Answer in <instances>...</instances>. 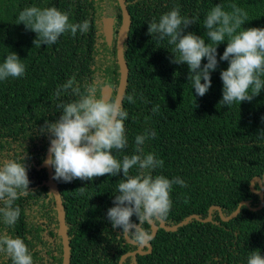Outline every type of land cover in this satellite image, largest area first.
Returning a JSON list of instances; mask_svg holds the SVG:
<instances>
[{"label": "trees", "instance_id": "trees-1", "mask_svg": "<svg viewBox=\"0 0 264 264\" xmlns=\"http://www.w3.org/2000/svg\"><path fill=\"white\" fill-rule=\"evenodd\" d=\"M115 11L110 43L103 27L106 3ZM130 26L124 43L129 76L123 95L127 145L113 151L118 160L135 154V137L146 131L154 133L144 143V152L163 160L153 175L169 179L178 177L184 186L174 184L172 207L167 217L154 221L156 236L152 246H140L134 239L112 228L107 210L114 206L123 173L99 176L93 180H55L64 205L70 243V264H120L122 257L141 249L142 253L126 257L123 264H247L253 250L264 256V88L251 101L219 104L223 83L221 70L228 61L220 60L227 41L217 46L218 65L211 72V87L204 96L195 94L188 81L187 64L172 63L174 45L151 37L148 23L173 8L181 16L194 19L185 33L205 36L204 20L216 5L231 11L235 4L248 13L242 25L264 28V0H125ZM56 6L69 14L71 23L87 20L90 28L75 36L64 33L53 45L36 46V33L17 24L19 13L28 6ZM122 24L119 0H0V63L14 51L26 67L20 78L0 81V159L25 161L30 180L29 191L16 201L21 209L17 223L8 232L24 239L34 264H63L64 243L53 191L46 183L44 166L50 146L47 132L41 133L45 120L55 121L62 114L61 102L77 97L54 93L68 79L75 77L81 85L100 86L110 82L116 99L121 71L117 42ZM207 58L202 60V66ZM264 78V77H262ZM203 82V81H202ZM128 96L135 102L129 103ZM157 110L154 112L153 109ZM54 171V169H53ZM136 174V168L130 175ZM80 187H84L81 190ZM239 213L230 216L242 203ZM196 215L175 230L189 216ZM139 223L135 215L131 218ZM3 227V225H0ZM144 229L152 234L151 224ZM0 264H11L0 258Z\"/></svg>", "mask_w": 264, "mask_h": 264}, {"label": "clouds", "instance_id": "clouds-1", "mask_svg": "<svg viewBox=\"0 0 264 264\" xmlns=\"http://www.w3.org/2000/svg\"><path fill=\"white\" fill-rule=\"evenodd\" d=\"M231 11H226L222 4H216L204 20L205 36L195 32L185 33L194 19L181 16L179 8H173L160 16L158 22L148 23V33L159 40L168 38L174 45L172 63L187 64L188 81L192 82L195 94L204 96L211 87V72L218 65L217 46L227 41V46L220 60L228 61V67L221 70L223 83L222 99L219 104L231 106L251 101L264 88V28H243L248 21V13L233 4ZM23 23L26 30L36 33L33 43L36 46L53 45L62 34L70 32L86 33L89 21L71 23L69 14L56 6L25 7L18 16L17 24ZM207 63L202 66V60ZM26 67L14 51L7 54L0 63V81L20 78ZM203 81V82H202ZM70 94L77 99L61 102L57 108L62 114L57 120H45L41 133L50 137L49 153L46 165L54 169L53 179L71 182L73 179L93 180L99 176H117L123 173L114 206L107 210V218L112 228H120L122 235L134 239L140 246H146L152 235L143 227L157 220H164L171 207L170 193L174 184L184 186L178 177L172 179L164 175H153L158 167H163V160L153 153L144 152L146 139L154 133L145 132L135 137V154L125 155L118 160L113 151L123 150L127 145L125 121L129 114L119 98L112 99L100 93V86L86 83L81 86L72 77L54 93L59 98L61 93ZM129 103L134 97L128 96ZM157 109L154 108L155 112ZM26 154L21 159H0V258L11 264H34L33 255L24 239L12 236V228L21 215L16 201L29 191V176L26 166ZM136 168V174L130 170ZM83 190L84 187H80ZM135 215L139 223L131 218ZM247 264H264L260 250H253Z\"/></svg>", "mask_w": 264, "mask_h": 264}, {"label": "water", "instance_id": "water-1", "mask_svg": "<svg viewBox=\"0 0 264 264\" xmlns=\"http://www.w3.org/2000/svg\"><path fill=\"white\" fill-rule=\"evenodd\" d=\"M119 3H120V6L122 8V24H121V27L119 30V36H118V42H117V58H118V62L120 65L121 77H120V83H119L116 98H119L121 101H123V95H124V92L126 89L128 76H129L128 66H127V62L125 60V55H124V43H125V39H126L127 34H128L129 26H130V13H129V10H128V7L126 5L125 0H119ZM114 18H115V11L113 10L112 6L107 2L105 15H104L102 21H103L104 30H105L106 35H107V39L110 43L112 42V36H113V20H114ZM113 91H114L113 85L110 82H108L102 88V95L111 98ZM49 155H50V153L48 151L47 157ZM47 157H46V159H47ZM44 166L47 167V169H48V181L46 183L49 185V187L53 191L54 196H55V200H56V207H57L58 218H59V222H60V234L63 237V243H64L63 264H70V243H69V237H68V232H67V226H66V222H65L64 205H63L62 200H61L59 188L56 185L55 180L53 179V175H54L53 168L49 165H46L45 162H44ZM256 181H258L260 184H262L264 181V176H263V178H260V177L254 178L252 180V183H251L252 188H253V185ZM262 187L264 189V185ZM260 194H261V198H262L261 205L259 207L255 208V210L261 209L264 206V194L262 192ZM243 204H247V203L242 202L238 206V208L228 217H225L223 215V212H222L220 207L213 206L210 208L209 217L206 219V221L211 220L213 208L219 209L221 217L224 220H230L239 213ZM192 218H198L199 219L198 216L191 215L186 220H183L182 222H180L178 225L168 227L164 224V222H162L161 226L165 227L167 230H175L179 226L185 224L186 222H188ZM152 227H153V231H152L151 235H152V239H153L157 234V226L155 223H152ZM146 246L149 247V252H150L152 249L150 242ZM137 252L142 253L144 251H142L141 249H138L136 251H133V252H130V253L124 255L122 257V259L120 260V264H123V261L126 257H128L130 255H134Z\"/></svg>", "mask_w": 264, "mask_h": 264}, {"label": "rangeland", "instance_id": "rangeland-1", "mask_svg": "<svg viewBox=\"0 0 264 264\" xmlns=\"http://www.w3.org/2000/svg\"><path fill=\"white\" fill-rule=\"evenodd\" d=\"M103 19V18H102Z\"/></svg>", "mask_w": 264, "mask_h": 264}]
</instances>
